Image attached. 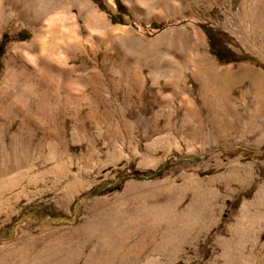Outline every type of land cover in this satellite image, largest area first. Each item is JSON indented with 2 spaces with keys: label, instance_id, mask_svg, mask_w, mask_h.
I'll return each mask as SVG.
<instances>
[{
  "label": "rangeland",
  "instance_id": "rangeland-1",
  "mask_svg": "<svg viewBox=\"0 0 264 264\" xmlns=\"http://www.w3.org/2000/svg\"><path fill=\"white\" fill-rule=\"evenodd\" d=\"M107 1L92 0L118 29L109 41L112 44L99 47L94 40V49L85 58L89 77L85 84L80 79L76 82L75 127L78 132H87V137L70 143V147L78 154L90 145L104 151L113 144L109 141L112 136L126 146L125 155L113 160L116 171L96 177L94 185L69 206L64 199L53 198L49 189L58 177L45 171L52 169L51 163L42 161L41 165L47 163V167L36 178L40 191H46L41 199H23L19 213L0 221V260L13 254L6 246L20 236L35 241L52 230L76 227L86 205L97 197L112 198L128 181L175 179V184L183 180L191 184L189 175L194 174L203 183L200 195L202 191L216 203L214 207L205 206L217 210L215 215L204 223L184 218L185 222H180L185 224L180 225L182 230L175 229L178 239L169 240L165 250L143 251L138 258L127 253L108 264H223L227 248L225 252L233 251L237 264H264V29L250 32L246 15L251 1L109 0L110 5ZM258 2L264 5V0ZM72 14L80 26L89 22L84 9L75 7ZM62 19L60 15L61 26ZM30 37V30L24 26L14 31L12 21L4 24L0 29V74L7 46ZM121 73H134L135 79L131 81ZM100 85L109 109L101 113L103 105L99 104L100 114L91 115L81 124L89 105L95 103L94 88ZM188 106L199 112L200 123L197 113L190 116ZM166 120L173 124L170 133H156ZM179 124H185L184 128L179 130ZM185 128L196 132L184 138L181 131ZM147 142L152 144L148 151L152 156L170 153L153 164L133 159L134 149L142 151ZM116 150L111 151L117 155ZM157 187L160 192L164 189ZM187 192L194 197V191ZM243 201L250 203L245 209L241 207ZM239 210L252 213L249 216ZM5 211L0 209V220ZM180 232H184L182 236ZM218 236L231 241L226 249L217 243Z\"/></svg>",
  "mask_w": 264,
  "mask_h": 264
},
{
  "label": "bare ground",
  "instance_id": "bare-ground-1",
  "mask_svg": "<svg viewBox=\"0 0 264 264\" xmlns=\"http://www.w3.org/2000/svg\"><path fill=\"white\" fill-rule=\"evenodd\" d=\"M250 1L246 16L250 32L253 33L259 28L264 29V5L259 3L263 1ZM107 3L112 4L109 0ZM75 7L78 10L84 9L87 13L89 22L83 26L78 25L74 19L72 9ZM60 15L63 16V26L59 23ZM11 21L14 31L24 26L30 30L31 37L26 42L7 46L0 74V209L6 210L1 222L8 221L19 213L24 204L23 199L26 202L41 199L46 190L40 191L36 177L44 171L41 169L47 167L48 162L52 169L45 168V171L58 177L49 191L53 193V198L64 199L69 206L76 197L94 185L96 177H106L116 171L117 163L113 160L125 155V145L115 142L112 136L109 141H113V144L108 145L104 151L90 145L78 154L70 147V143L87 137V132H78L75 127L76 82L80 79L85 84L89 77L85 58L94 49V40L99 43V47L107 46L110 39L115 37L118 27L111 24L92 0H0V29ZM78 58L80 61L77 63L75 60ZM133 74L122 75L133 81ZM101 86L94 88L95 103L89 105L88 114L83 115L81 124L91 115L100 114L99 104L103 105L101 113L109 109ZM86 88L84 85L82 89L85 91ZM117 89L119 88H115ZM131 92L130 89L129 93ZM82 95L84 97L85 92ZM187 109L190 116L194 117L195 113L199 115L200 123L199 112L192 107ZM184 125L179 124V130ZM172 126L171 121L166 120L156 133L160 131L169 134ZM181 132L186 138L196 131L189 132V128H185ZM116 136L115 132V139ZM159 136L160 134L151 142L154 143ZM150 145L152 144L147 142L142 151L134 149V154L130 156L153 164L164 160L170 153L164 151L159 156H152L148 152ZM112 149H117V155ZM42 161L47 163L41 165ZM189 177L192 179L191 184H185L184 180L175 184V179L128 181L123 190L112 198L97 197L86 205L76 227L67 231L51 229L52 232H47L46 237L35 241H31V237L20 236L6 246L13 254L0 260V264H108L123 254L134 253L138 258L143 251L162 249L169 240L178 239L179 236L175 233L179 231L175 229L182 228L180 225L184 224V218L201 219L204 223L206 218L215 215L217 211L207 210L206 204L214 207L216 203L210 202L204 192L201 191L200 195L203 183L200 184L196 175L190 174ZM61 181L63 184H60ZM31 183L33 187H30ZM157 185L163 186V191L160 192ZM187 190L194 191V197ZM28 192L32 195L29 196ZM247 204L250 203L243 201L241 207L245 209ZM239 211L249 216L252 213L251 210ZM182 220L184 222L180 224ZM182 234L180 232L181 236ZM223 239L218 236L216 241L226 249V244L231 241ZM234 246L236 248V244ZM225 251L228 248L224 250L227 257L223 264H235L236 260L231 253L233 251ZM150 257L151 255L147 259Z\"/></svg>",
  "mask_w": 264,
  "mask_h": 264
}]
</instances>
